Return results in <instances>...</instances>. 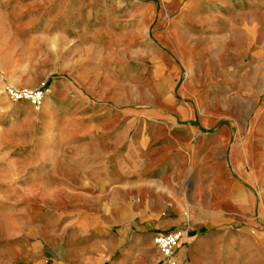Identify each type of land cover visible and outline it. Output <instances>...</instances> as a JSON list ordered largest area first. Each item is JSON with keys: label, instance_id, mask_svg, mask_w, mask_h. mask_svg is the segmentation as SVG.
I'll list each match as a JSON object with an SVG mask.
<instances>
[{"label": "rangeland", "instance_id": "374dc122", "mask_svg": "<svg viewBox=\"0 0 264 264\" xmlns=\"http://www.w3.org/2000/svg\"><path fill=\"white\" fill-rule=\"evenodd\" d=\"M233 2L240 11L228 9L220 25L225 41L215 55L214 48L205 47V30L191 23L209 13L212 0H0V264H164L151 236L173 232L181 233L176 264H264V135L242 137L250 139L254 150V212L244 216L217 206V212L228 215L206 214L202 232L189 231L192 223L185 213L179 223L173 220L181 214L161 211L141 219L136 211L143 207L144 193L138 198L135 191L122 192L120 179L122 131L129 129L134 144L135 129L151 126L146 117L171 110L156 93L155 59L178 66L180 83L188 63H217L226 69L208 102L204 86L199 105L195 99L186 101L194 113L190 123L199 131L193 145L218 128H264V0ZM149 3L157 10L153 22L128 17ZM250 21L252 30L245 28ZM169 22L173 28L168 29ZM143 31L157 38L161 56L143 54L137 36ZM174 38L180 42L178 54L170 45ZM196 69L192 74L199 76ZM89 88L101 98L90 96ZM10 91L42 92L43 97L34 105L13 100ZM79 99L95 105L99 114L112 113L102 127L106 137L100 132L96 142H107L105 158L113 179H79L76 168L51 164L58 154L59 160L64 157L63 146L78 142L74 122L79 112H88ZM137 111L140 120H134ZM202 111L209 128L201 127ZM221 138L226 146L233 143L228 134ZM200 151L210 165L216 162L212 145L209 151L201 145ZM231 157L226 151L225 160ZM41 160L47 166L39 165ZM212 219L215 224L209 223Z\"/></svg>", "mask_w": 264, "mask_h": 264}, {"label": "crops", "instance_id": "0c3cea01", "mask_svg": "<svg viewBox=\"0 0 264 264\" xmlns=\"http://www.w3.org/2000/svg\"><path fill=\"white\" fill-rule=\"evenodd\" d=\"M212 1L213 4L207 3L208 9L210 8L209 13L203 18L192 19L194 21L191 23L196 25L195 28L205 30L206 34L203 40L206 44L205 47L207 49L214 48L215 55H219L225 41L223 33L220 31L222 29L220 25H223L224 18H228V9L232 8L233 13L238 12L240 11V4L234 3L233 0ZM248 7L252 10V3ZM135 11H138L136 12L137 16L128 17H136L135 19H139L144 24L153 22L157 13L155 5L151 3L144 4ZM249 24L245 22V28L252 30V21ZM167 27L168 29L173 28L174 24L169 22ZM134 36V33L130 35L131 40L135 38ZM137 36L142 40L140 49L144 52L143 54L148 57L161 56L155 36L150 37L144 31L138 33ZM123 38H127V36H121L119 39L122 40ZM255 38L257 39L258 35ZM179 44L178 39H172L170 45L174 49L173 53H179ZM213 52L212 54H214ZM155 61L151 72L157 87L156 93L159 94L158 96L162 99L164 105L171 108V110L158 109V111H153L146 117L147 120L151 121V126L145 124L140 129H135L133 133L134 144L129 140L128 128L122 131L120 140L122 150L120 162L122 192L135 191L138 198L141 197V193H144L143 207L138 208V204H135L138 208L136 215L144 219L155 217L160 214V211L161 213L173 214L174 217L181 214L179 218L173 220V222L179 223L183 213L185 215L189 214L192 223L189 231L192 233L204 230L208 221L203 216L208 213L212 214L213 210L218 216L228 215L226 214L229 213L227 211L217 212V206L222 205L228 210L244 216L252 215L256 205V199L252 194V179L254 177L252 176L251 153L254 150H252V144L248 143L250 139L242 140V137L264 135V128L252 126L218 128L216 134L211 137L203 135L202 141L193 145L192 139L199 131L192 127L191 123L195 120L194 113L186 101L195 99L199 105L203 101L198 98L199 89L204 86L207 89L204 91L207 92L206 102H208L209 95L214 96L216 94L214 88L219 87L218 81H221L226 69L224 65L217 63L200 65L188 63L182 67V71L187 72L186 78H184L186 80L180 83L177 74L180 69L178 66L174 64L163 65L157 59ZM196 68L200 70L201 74L199 76L192 74L197 70ZM234 78L236 79L237 76ZM240 78L239 76L238 79ZM87 92L94 98H101V94L98 95L92 88H89ZM79 102L88 105V112H79L75 124L73 123V131L77 134L76 140L78 142L68 147L63 146L62 148L60 146L59 148H62L64 157H61L60 161L58 154L55 161L50 162L52 166L58 162L57 164L60 167L76 168L78 171H75V173L80 176L79 179H113L112 165L108 164L105 158L107 142L102 145L96 142L98 133L102 132L103 134L100 137H106L102 127L108 125L112 113L99 114L95 105H90L83 99H79ZM255 102L256 91L252 87V104ZM204 111H202L201 127L205 129L211 127V125ZM140 112L134 113V120L141 119ZM182 120L187 121L186 124H180ZM225 134L233 137L231 145L226 146L221 138ZM201 145L208 151L209 145H212L218 157L216 162L210 165L208 161H205V155L200 151ZM261 149L264 150V147H261ZM228 150L232 153V157L225 160V152ZM248 152L250 153V159L246 160ZM39 165L47 166L45 161H42ZM124 195L126 194L122 196ZM121 206L123 208L125 204H121ZM209 223L215 224L216 219L210 220ZM174 224L172 223V225ZM153 226L151 225V228ZM260 238H264L263 235ZM146 240L149 243L151 242L148 237Z\"/></svg>", "mask_w": 264, "mask_h": 264}, {"label": "built area", "instance_id": "2783aa9c", "mask_svg": "<svg viewBox=\"0 0 264 264\" xmlns=\"http://www.w3.org/2000/svg\"><path fill=\"white\" fill-rule=\"evenodd\" d=\"M11 92V93H10ZM9 94L13 97V100L27 99L31 104L39 105L43 97L42 92L36 94H19L10 91ZM181 237L180 232L173 233H157L152 236V243L156 249L162 254L164 264H176L175 251L179 244Z\"/></svg>", "mask_w": 264, "mask_h": 264}]
</instances>
